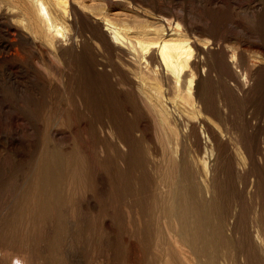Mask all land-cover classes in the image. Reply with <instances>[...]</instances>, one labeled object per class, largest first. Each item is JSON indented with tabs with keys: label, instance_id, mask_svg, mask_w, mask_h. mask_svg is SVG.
Masks as SVG:
<instances>
[{
	"label": "bare ground",
	"instance_id": "6f19581e",
	"mask_svg": "<svg viewBox=\"0 0 264 264\" xmlns=\"http://www.w3.org/2000/svg\"><path fill=\"white\" fill-rule=\"evenodd\" d=\"M136 1L139 0H0V22L11 39L4 47L2 58H11L12 48L32 43V37L60 55L65 99L59 107V122L76 127L70 152L49 154L42 148L27 169L18 187L20 200L16 202L21 209L18 207L16 213L27 216L20 229L24 227L29 233L9 238L11 243L20 246L24 256L13 260L5 253L2 264H33L37 259L30 247L36 239L34 219L39 224V233L45 232L44 226L49 224L47 234L51 237L58 235L64 223L75 227L76 221L60 213L71 197L66 200L62 195L59 178L74 181L88 175L89 170L86 172L83 167L87 156L78 145L82 132L90 130L95 134L90 146L103 150L112 147L116 152L121 147L132 150L137 133L148 131L155 135L157 142L151 144L152 150L158 149L152 153L157 165L153 171L159 182L155 183L156 189L160 190L163 185L168 192L162 196L155 194L160 196L158 206L164 210L167 240L158 242L159 236H156L154 248L163 255L165 263L173 264L174 259V264H245L248 258L252 260L258 255L264 258V241L256 237L257 233L242 238L245 239L243 250L233 241L239 234L241 206L235 202L233 207H227L219 202L223 191L220 192L214 177V167L221 160L226 172L232 171L231 168L235 171V182L248 187L249 171L239 166L236 156L239 146L251 149V141L246 143L241 132L224 128L232 109L237 108L239 96L233 88L225 95H213L212 88L230 75L231 66L246 67L243 74L246 83L252 74L248 66L255 64L239 58L234 51L229 53V47L223 48L226 55L219 52L211 60L208 46L213 42L202 41L201 37L206 34L203 29L197 33L187 22L182 25L184 18L181 16V21L170 9L152 8L155 19L148 21V9L138 7ZM88 156V162L93 163L94 157ZM64 160L66 170L60 165ZM34 176L42 195L27 194L29 181ZM121 179L126 183L128 178L121 176ZM42 196L44 202L38 205L37 198ZM99 198L105 200L102 193ZM257 200L250 221L264 228V196ZM70 213L75 218V212ZM90 213L83 215L84 225L90 223L87 219ZM101 224L105 228L104 219ZM173 244L179 248V254L174 253L172 259Z\"/></svg>",
	"mask_w": 264,
	"mask_h": 264
},
{
	"label": "rangeland",
	"instance_id": "374dc122",
	"mask_svg": "<svg viewBox=\"0 0 264 264\" xmlns=\"http://www.w3.org/2000/svg\"><path fill=\"white\" fill-rule=\"evenodd\" d=\"M141 1H136V4H139L138 7L151 9L149 12L147 10L148 13L146 12L148 18L147 16L145 18L149 19L148 21H152V17L156 15L152 8L156 11L170 9V12L172 10L171 13H176L175 16L181 21V18H184L182 25L188 24L187 26L191 29H197V33L199 29H203L206 34L201 37L202 41L213 42L208 46L209 53L212 55H210L211 60L219 52L226 55L223 48L225 50L229 47V53L234 51L239 58L248 59L255 64V66H248L252 74L246 79V83L243 77L246 67L231 66L230 75L222 78V81L214 84L212 88L213 95L217 93L225 95L233 88L234 94L236 92L239 96L237 108L231 111L229 118L231 121L228 120L224 128L241 132L244 139L246 138V143L251 141L252 148L246 150L239 146L236 156L239 166L249 171L250 176H246L248 187L235 182L237 181L235 171L231 168L234 173L229 170L226 172V166L221 160H218L216 164L218 167H214V177L220 192L223 191L222 200L219 199V202L227 207H233L235 202L241 206L242 216L238 221L239 234L233 241L242 250L245 246V239L242 238L246 234L257 233L256 237L264 241V228L255 225L258 227L256 232V227L251 224L254 201L258 202L257 197L264 196V0ZM212 27L214 28L211 29ZM32 38L34 43L24 44L25 46L17 44L12 48L13 56L3 59L4 47L8 46V41L11 39L6 33L5 25L0 22V264L4 261L5 253L9 254L13 260L24 256L23 250L19 251L20 246L11 243L9 238L16 234L25 236L29 233L24 230V227L20 229L21 222H24L27 216L16 213L20 208L16 202L20 200V196L17 195L18 189L21 187L27 169L42 148L49 154L70 152L76 135L75 125L67 127L66 124L59 122L60 108L65 99L60 55ZM70 110L72 114V107ZM93 134L91 130L82 132L81 143L78 145L83 155L94 157H92L93 163L91 161L89 163L87 157L84 158L83 167L86 172L89 170L88 175L74 181H69L63 176L59 178L62 195L66 200L71 197V201L63 204L60 213L63 217L66 215L67 219L76 221V225L70 228L64 223L59 227L58 235L51 237L47 234L49 224L43 227L45 232L39 233L37 232L39 224L34 219L36 239L31 241L34 245L30 247L37 259L31 263L105 264L109 260V264H160L159 259L162 257L161 264H168L169 262L165 263L163 255L154 248L157 243L156 236H159L158 242L165 243L167 240L165 218L162 215L164 210L158 204L159 195L162 196L168 192L167 187L163 185L160 190L156 189L159 182L153 171L157 165L152 153L158 152V149L152 150L154 145L151 144L157 142L155 135L148 131L137 133L135 134L136 148H133L136 150L121 147L116 152L112 147V149L103 150L99 146H90L92 136H95ZM188 151L185 149L184 152L188 153ZM115 153H118V156ZM121 155L124 159L119 158L122 157ZM60 165L64 170L67 169L65 160ZM121 176L128 178L126 183ZM163 178L166 177L163 175ZM226 178L231 181L228 182ZM156 182L158 184H155ZM37 183L38 180L34 176L33 181H29L27 194L40 193L42 189ZM99 193L104 195L105 200L110 197L107 203L99 198ZM140 201L143 203L141 207ZM37 202L38 205L42 204L44 196L37 198ZM93 208L94 212H92ZM71 211L75 212L73 214L75 218L69 215ZM87 212H91L87 217L90 223L84 225L83 215ZM103 219L105 228L101 224ZM41 226L42 224L40 228ZM88 233L90 236H87ZM179 245L177 242L176 246L179 247ZM174 246L175 244L171 247ZM176 246L172 248V259L175 254H179V248ZM7 248L12 249L7 251ZM227 259H230V256H227ZM176 260H179V257H176ZM246 263L264 264V258L258 255L256 258L252 257V260L248 258Z\"/></svg>",
	"mask_w": 264,
	"mask_h": 264
}]
</instances>
